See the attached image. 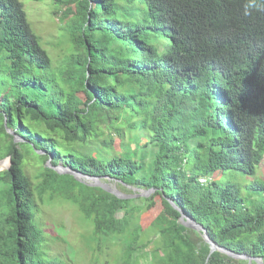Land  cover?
I'll use <instances>...</instances> for the list:
<instances>
[{
	"label": "trees",
	"instance_id": "obj_1",
	"mask_svg": "<svg viewBox=\"0 0 264 264\" xmlns=\"http://www.w3.org/2000/svg\"><path fill=\"white\" fill-rule=\"evenodd\" d=\"M58 3L74 6L61 84L47 76L52 61L23 3L0 0L10 78L0 87V160L11 161L0 172V264H67L42 252L37 213L56 202L78 208L98 248L119 243V264H135L139 252L150 264H247L211 253L169 200L219 246L264 262V182L248 187L246 203L239 184L214 178L253 174L264 158V0ZM129 131L148 133L149 164L122 146L113 153ZM28 156L40 164L33 177ZM50 157L125 195L154 192L119 198L55 172Z\"/></svg>",
	"mask_w": 264,
	"mask_h": 264
},
{
	"label": "rangeland",
	"instance_id": "obj_2",
	"mask_svg": "<svg viewBox=\"0 0 264 264\" xmlns=\"http://www.w3.org/2000/svg\"><path fill=\"white\" fill-rule=\"evenodd\" d=\"M20 1L24 5L28 22L39 38L41 47L47 51L51 58V74L47 76L61 84L60 72L66 57L72 51L70 21L74 15V6L68 7L63 3L56 4V0ZM6 55V53H0V83L1 81L7 83L6 88L0 84L1 89L10 88V78L7 74L9 62L5 59ZM149 142L150 137L147 132L129 131L122 143L119 142V139L115 141L112 150L116 155H121L120 148L122 146L125 149L124 153L131 156L136 154L139 160L142 159L143 163L149 164L156 153V149ZM96 146L99 147V145ZM82 151L83 153L91 152V150ZM60 162L64 164V158ZM10 166V159L6 165L2 164V167L8 169ZM39 170L40 164L37 160L33 156H28L27 174L33 177ZM1 171L4 170L1 168ZM214 178L223 185L227 183L239 184L244 190V196L247 195L246 203H249L251 200L248 197V194L250 195L248 187L257 181L264 182V158L253 174L228 171L225 174H216ZM109 184L111 187H115L113 182L110 181ZM134 192L138 193L136 190ZM253 196L259 198L258 195ZM37 218L42 225L44 242L42 252L46 259L60 260L67 264H119L122 253L120 244L107 241L98 248L92 224L84 218L76 206L65 202H56L48 206L40 204ZM145 231L147 239L155 237L152 230L146 228ZM135 264H150L149 255L137 253Z\"/></svg>",
	"mask_w": 264,
	"mask_h": 264
},
{
	"label": "water",
	"instance_id": "obj_3",
	"mask_svg": "<svg viewBox=\"0 0 264 264\" xmlns=\"http://www.w3.org/2000/svg\"><path fill=\"white\" fill-rule=\"evenodd\" d=\"M8 133L13 135L15 137V142H20L23 141L22 138L19 136L15 135V133L11 130H8ZM38 154H43V151H37ZM47 161V167L53 169L55 172L59 174H68L73 176L77 181L82 182L84 184H87L92 187H100L103 190L119 197V198H132V197H137V196H148L149 194L154 192V189L150 190H136L139 193L134 194V195H125L121 193L119 190H117L115 187H111L109 183L102 182V180L98 177L86 175L82 172L73 170L70 167H66L62 164L58 166H52L50 163V160ZM9 158H6L2 161H0V169H7L6 167H2V164L4 163L5 165L7 164ZM170 204L172 207L177 210L180 213V218L179 221L182 225H184L187 228H191L193 230H196L199 232L203 238L204 242H207L210 247H211V253L213 252H220L221 254H224L234 260H242L246 261L247 264H253L255 262L256 264H264L263 260L261 258H254L251 257L250 255L246 254H237L235 252H232L224 247L219 246L217 243L213 242L210 236L208 235L207 230L200 224H198L192 217L188 216L183 210H181L176 204H174L171 200H169Z\"/></svg>",
	"mask_w": 264,
	"mask_h": 264
},
{
	"label": "built area",
	"instance_id": "obj_4",
	"mask_svg": "<svg viewBox=\"0 0 264 264\" xmlns=\"http://www.w3.org/2000/svg\"><path fill=\"white\" fill-rule=\"evenodd\" d=\"M201 182H202V183H205V182H206V180L202 179V180H201Z\"/></svg>",
	"mask_w": 264,
	"mask_h": 264
},
{
	"label": "clouds",
	"instance_id": "obj_5",
	"mask_svg": "<svg viewBox=\"0 0 264 264\" xmlns=\"http://www.w3.org/2000/svg\"><path fill=\"white\" fill-rule=\"evenodd\" d=\"M251 6H254V4H253V5H251Z\"/></svg>",
	"mask_w": 264,
	"mask_h": 264
}]
</instances>
